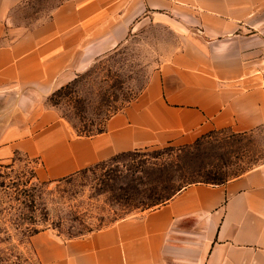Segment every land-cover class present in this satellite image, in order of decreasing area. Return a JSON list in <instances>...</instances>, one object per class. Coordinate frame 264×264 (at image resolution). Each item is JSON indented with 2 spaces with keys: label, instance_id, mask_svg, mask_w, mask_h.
<instances>
[{
  "label": "crops",
  "instance_id": "1",
  "mask_svg": "<svg viewBox=\"0 0 264 264\" xmlns=\"http://www.w3.org/2000/svg\"><path fill=\"white\" fill-rule=\"evenodd\" d=\"M25 1L0 0V155L24 149L58 176L130 150L264 125V0H63L39 24L15 21ZM146 24L179 35L178 49L105 130L74 136L47 97ZM37 239L56 258L49 264H264V164L189 183L54 253L49 234Z\"/></svg>",
  "mask_w": 264,
  "mask_h": 264
},
{
  "label": "rangeland",
  "instance_id": "2",
  "mask_svg": "<svg viewBox=\"0 0 264 264\" xmlns=\"http://www.w3.org/2000/svg\"><path fill=\"white\" fill-rule=\"evenodd\" d=\"M61 1L27 0L15 8L14 19L45 22ZM179 45V35L167 26L146 24L73 79L76 83L64 90L68 95L54 97L57 104L49 99L52 92L46 105L65 119L74 136H88L81 131V122H96L99 113L121 105L126 96H138L150 74L167 62ZM75 95L83 100L74 101ZM1 116L3 122L12 116L18 123L22 119ZM261 164L264 125L247 132L216 129L189 144L165 143L130 150L58 176L49 174L40 155L24 149L2 154L0 264L56 262V258L45 256L49 245L45 248L43 239H37L39 235L55 239L49 249L54 253L58 243L160 204L165 192L156 193L155 186L162 180L177 186L196 181L215 183L218 177L231 178Z\"/></svg>",
  "mask_w": 264,
  "mask_h": 264
},
{
  "label": "trees",
  "instance_id": "3",
  "mask_svg": "<svg viewBox=\"0 0 264 264\" xmlns=\"http://www.w3.org/2000/svg\"><path fill=\"white\" fill-rule=\"evenodd\" d=\"M77 77V76H76ZM74 78L75 81L77 80V78ZM76 82H68L67 84L62 85L60 88L56 89L51 95H50V100L53 104H57L59 101L55 100L54 97L59 95V96H66L68 95V93L64 92V90L69 87L70 85L74 84ZM99 95H101L100 91H99ZM73 98V97H70ZM133 98V96L128 95L124 98V101L128 102ZM83 100V97L80 95H75L74 97V101H81ZM124 102V103H125ZM122 103L121 105H112L111 107L107 108V110L103 113H99V119L96 122L91 121L90 123L87 122H81V131L85 132L87 135H92L98 132H101L103 130H105L106 127V122L108 120V118L114 114L115 112H117L118 110L122 109L125 104ZM191 145V144H190ZM97 164V163H96ZM240 173L235 174L234 176H237ZM233 176V177H234ZM168 179H171L172 176L168 175L167 176ZM227 179H229V177H218L216 181H214L215 183H219V182H223L226 181ZM166 181H161V184L155 186V192L156 193H161V191L163 190V192H165L164 194H161L162 198L160 200V202H165L166 200H168L171 196H173V194H175L179 189H181L182 187H184L185 185H181V186H177V185H173V184H169V183H165ZM187 185V184H186ZM158 203V201H155L154 204Z\"/></svg>",
  "mask_w": 264,
  "mask_h": 264
}]
</instances>
